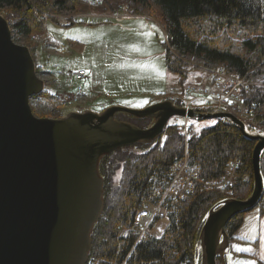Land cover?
<instances>
[{
    "label": "trees",
    "instance_id": "16d2710c",
    "mask_svg": "<svg viewBox=\"0 0 264 264\" xmlns=\"http://www.w3.org/2000/svg\"><path fill=\"white\" fill-rule=\"evenodd\" d=\"M123 2L130 5L133 14L146 12L153 6L160 9L168 38L166 68L181 80V86L201 69L222 67L227 73L246 78L253 86L247 98L258 104L255 120L246 130L264 135V0H102L103 9L96 12L115 13ZM89 3L85 0H0V15L7 13L4 18L10 24L13 39H26L46 30L47 23L61 27L82 23L83 20L74 18L64 23L53 15L60 11L87 13ZM40 16L45 20H39ZM16 18L12 24L10 21ZM38 98L53 100L47 94ZM33 113L36 116L34 110ZM51 113L42 118H63ZM116 118L140 129L150 125L148 120L136 121L124 114ZM209 121L214 124L202 127L188 144L179 126L168 125L158 143L121 149L101 161L105 210L93 234L90 256L96 264H200L198 240L209 212L225 200L249 198L254 189L255 143L227 120ZM185 156L191 173L205 184L226 178L231 164L237 162V184L229 191L232 195L195 185L183 202L170 201L166 205L170 225L162 237L139 238L133 225L136 213L147 204L158 203L157 190L170 184L175 164ZM261 172L264 181V152ZM256 209L264 215V196ZM243 216L229 222L230 241L236 240L234 236L243 224Z\"/></svg>",
    "mask_w": 264,
    "mask_h": 264
},
{
    "label": "water",
    "instance_id": "95a60500",
    "mask_svg": "<svg viewBox=\"0 0 264 264\" xmlns=\"http://www.w3.org/2000/svg\"><path fill=\"white\" fill-rule=\"evenodd\" d=\"M44 91L30 49L13 41L0 15V264H87L105 210L101 161L121 149L158 143L174 117L227 120L255 143L251 196L220 203L199 235L200 264H227L229 222L255 210L264 196V135L248 133L230 113L187 111L171 100L140 110L112 106L38 118L31 100ZM118 114L150 126L118 121Z\"/></svg>",
    "mask_w": 264,
    "mask_h": 264
},
{
    "label": "rangeland",
    "instance_id": "374dc122",
    "mask_svg": "<svg viewBox=\"0 0 264 264\" xmlns=\"http://www.w3.org/2000/svg\"><path fill=\"white\" fill-rule=\"evenodd\" d=\"M85 1L90 2L87 13L60 11L53 15L64 23L72 18L83 20L82 23L73 27L47 23L42 33L26 39H13L16 44L30 49L38 76L45 84L43 94L53 98L31 100L36 117L50 116L51 112L54 117H65L72 112L101 113L109 103L106 99H97V93L112 96L115 106L140 110L150 106L148 103L154 100V96L157 97L156 93L164 95L170 88L180 87L181 80L169 74L166 68L165 45L168 38L158 7L133 14L130 5L123 2L115 13H101L96 10L103 9L102 0ZM94 3L97 5L94 6ZM1 15L5 17L3 13ZM40 19L45 20L42 16ZM17 20L10 22L15 24ZM81 70L88 73L86 87L91 90L88 91L89 98L82 107L61 110L59 98L71 91L73 76ZM91 87H96L98 91ZM192 122L196 131L214 124V121ZM226 195L232 194L228 192ZM248 214L247 218L257 213ZM160 234L162 231L155 230L152 236L160 237ZM262 243L264 248V237Z\"/></svg>",
    "mask_w": 264,
    "mask_h": 264
},
{
    "label": "built area",
    "instance_id": "2783aa9c",
    "mask_svg": "<svg viewBox=\"0 0 264 264\" xmlns=\"http://www.w3.org/2000/svg\"><path fill=\"white\" fill-rule=\"evenodd\" d=\"M177 57L181 58L178 55ZM73 81L74 85L71 91L59 98L61 110L69 111L82 107L85 100L89 98L87 95L91 90L86 87L87 72L85 70L76 72ZM252 90L253 86L246 81V78H241L236 73H227L222 67L216 70L201 69L190 75V79L183 86L170 88L169 92L159 97L158 101H174L187 111L207 112V110L214 109L227 112L247 126L255 120L258 109V104L247 98ZM97 99H106L109 106L115 105V99L112 96L97 93ZM169 125L180 127L181 136L184 137L186 144L199 134V130H195L192 120L187 117H174L170 120ZM236 168L237 162H233L226 178L219 182L205 184L191 173L187 156L178 161L175 164V175L170 184L157 190L158 203L147 204L136 213L133 225L139 232V238L146 235L152 236L155 230L162 231L160 234L162 237L170 225L166 205L170 201L183 202L195 185H201L209 191L218 190L228 193L237 184L235 180ZM87 264H96V262L89 258Z\"/></svg>",
    "mask_w": 264,
    "mask_h": 264
},
{
    "label": "crops",
    "instance_id": "0c3cea01",
    "mask_svg": "<svg viewBox=\"0 0 264 264\" xmlns=\"http://www.w3.org/2000/svg\"><path fill=\"white\" fill-rule=\"evenodd\" d=\"M91 88L98 91L96 87ZM156 94L157 97L154 96V100L150 101V103H148L149 105L159 102L157 98L163 95V93ZM251 213L257 214L248 218L247 215L249 214H244L243 224L234 236L236 240L231 241V249L226 256L227 264H249V262L253 261L255 264H264V248L262 246L264 237V215H261L258 209L251 211ZM249 248L252 250H245Z\"/></svg>",
    "mask_w": 264,
    "mask_h": 264
},
{
    "label": "snow or ice",
    "instance_id": "6c2138e0",
    "mask_svg": "<svg viewBox=\"0 0 264 264\" xmlns=\"http://www.w3.org/2000/svg\"><path fill=\"white\" fill-rule=\"evenodd\" d=\"M246 251H251L252 249H245ZM249 264H255V262L253 261V262H249Z\"/></svg>",
    "mask_w": 264,
    "mask_h": 264
},
{
    "label": "flooded vegetation",
    "instance_id": "af4514ba",
    "mask_svg": "<svg viewBox=\"0 0 264 264\" xmlns=\"http://www.w3.org/2000/svg\"><path fill=\"white\" fill-rule=\"evenodd\" d=\"M131 119H132V118H131ZM118 120H119V119H118ZM119 121H125V120H119ZM127 122H128V121H127ZM149 126H150V125H148V126H147L146 128H144V129H147V128H149Z\"/></svg>",
    "mask_w": 264,
    "mask_h": 264
},
{
    "label": "bare ground",
    "instance_id": "6f19581e",
    "mask_svg": "<svg viewBox=\"0 0 264 264\" xmlns=\"http://www.w3.org/2000/svg\"><path fill=\"white\" fill-rule=\"evenodd\" d=\"M236 174V173H235ZM219 192V191H218Z\"/></svg>",
    "mask_w": 264,
    "mask_h": 264
}]
</instances>
